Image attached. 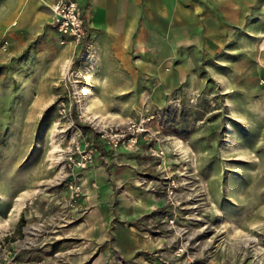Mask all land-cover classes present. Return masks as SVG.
Here are the masks:
<instances>
[{
	"label": "rangeland",
	"instance_id": "374dc122",
	"mask_svg": "<svg viewBox=\"0 0 264 264\" xmlns=\"http://www.w3.org/2000/svg\"><path fill=\"white\" fill-rule=\"evenodd\" d=\"M248 23H259L257 39L230 31L228 53L218 54L226 61L223 70L207 79L205 89L144 112L155 116L153 128L162 140L171 137L163 142L169 154L164 160L155 157L156 172L134 177L161 196L160 225L167 238L178 237L173 255L187 244L192 264H264V0L257 2ZM242 35L243 41L232 40ZM51 36L49 41L38 37L25 48L9 45L0 53V240L17 250L64 251L67 264H93L103 245L82 228L88 211L79 204L86 189L75 209L68 206L69 181H61L65 172L59 152L79 129L99 158L107 153L87 118L113 124L141 113L132 112L129 97L106 98V112L88 111L90 98L78 93L85 88L70 75L82 53L60 45L56 30ZM198 73L205 76L202 67ZM63 102L71 108L65 118L59 114ZM148 144L155 154L156 143ZM175 146H181L182 154H172ZM141 156L140 166L151 159ZM168 160L164 166L178 172L181 208L168 206L163 197L166 174L158 165ZM77 181H83L82 173ZM36 200L47 202L39 217L32 211ZM170 215L176 229L167 221ZM33 234L37 241L30 238Z\"/></svg>",
	"mask_w": 264,
	"mask_h": 264
},
{
	"label": "crops",
	"instance_id": "0c3cea01",
	"mask_svg": "<svg viewBox=\"0 0 264 264\" xmlns=\"http://www.w3.org/2000/svg\"><path fill=\"white\" fill-rule=\"evenodd\" d=\"M55 1L0 0V42L25 48L38 37L54 39L50 6ZM76 1L84 11L88 35L77 49L82 57L73 76L85 88L78 93L90 98L87 109L94 113L106 112V98H132L127 105L138 114L167 107L171 97H190L223 70L226 61L218 54L228 53L230 31L239 30L252 42L259 33L260 22L250 25L248 20L260 0ZM201 67L208 78L198 73ZM99 143L107 154H97L95 164L82 173L86 196L79 204L88 211L84 233L91 232L90 238L103 245L93 264H178L171 249L178 237H166L157 214L164 201L134 177L157 171L153 149L143 141L136 152ZM160 149L169 154L166 144L156 143ZM144 154L153 162L148 159L140 166ZM33 203L36 217L45 214L46 201ZM36 236L30 238L37 241ZM65 255L48 248L17 250L0 240V264H67Z\"/></svg>",
	"mask_w": 264,
	"mask_h": 264
},
{
	"label": "built area",
	"instance_id": "2783aa9c",
	"mask_svg": "<svg viewBox=\"0 0 264 264\" xmlns=\"http://www.w3.org/2000/svg\"><path fill=\"white\" fill-rule=\"evenodd\" d=\"M50 10L53 15L51 25L61 37L60 44L62 46L71 45L75 50L85 45L88 30L84 11L78 2L76 0H56L50 6ZM8 48V42H0V53L7 52ZM70 75L73 76V73ZM70 112V106L65 102L61 103L59 109L60 117L65 118L70 116ZM154 121V115L144 113L128 118L123 124L118 125L87 118V123L94 131L99 142L111 150L123 148L128 152L138 151L142 141L158 144L165 141L154 130ZM178 142L180 144L183 143L181 139H178ZM180 149L181 146H175L172 149V154H182ZM59 153L61 154H59L57 161L64 163L62 165L63 172H65L61 181L65 183L69 181L67 183V189L69 191L68 206L73 210L76 208L77 200L85 193L84 182H78L77 176L93 165L97 152L92 142L85 138L82 131L78 129L69 147ZM155 156L164 160L166 152L163 149L157 150L155 151ZM162 164L163 162H161L159 168H161ZM76 170H79V173L75 176L74 172ZM161 172L166 174L163 191L166 204L174 209L181 208L184 205V200L182 194L179 192L180 182L178 181V172L172 170L170 166H164L161 168ZM167 221L172 229H176L175 218L172 215L167 217ZM187 249V244H182L175 250L174 256L177 259L186 258L185 264H192L190 256L186 254Z\"/></svg>",
	"mask_w": 264,
	"mask_h": 264
},
{
	"label": "trees",
	"instance_id": "16d2710c",
	"mask_svg": "<svg viewBox=\"0 0 264 264\" xmlns=\"http://www.w3.org/2000/svg\"><path fill=\"white\" fill-rule=\"evenodd\" d=\"M80 128L85 129L84 126H81L80 124L76 123Z\"/></svg>",
	"mask_w": 264,
	"mask_h": 264
}]
</instances>
